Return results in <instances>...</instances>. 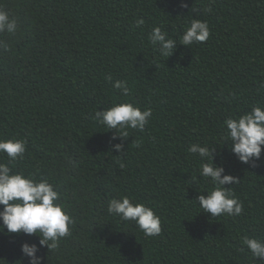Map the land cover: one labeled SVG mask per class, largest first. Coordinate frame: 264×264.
Instances as JSON below:
<instances>
[{
    "label": "trees",
    "instance_id": "16d2710c",
    "mask_svg": "<svg viewBox=\"0 0 264 264\" xmlns=\"http://www.w3.org/2000/svg\"><path fill=\"white\" fill-rule=\"evenodd\" d=\"M0 8L18 24L0 33L10 45L0 50V139L26 141L10 167L48 179L74 221L52 251L36 235L0 233L3 264H28L24 242L37 244L40 264H264L243 244L264 239V146L251 165L223 144L227 118L264 108V0H0ZM192 19L207 22V41L178 43L169 57L149 42L155 26L179 42ZM121 102L152 109L143 131L121 138L94 119ZM193 143L217 148L214 162L239 180L225 185L243 204L239 216L199 212L194 199L208 185L192 182L201 163ZM121 196L151 207L161 232L145 237L109 214L107 202Z\"/></svg>",
    "mask_w": 264,
    "mask_h": 264
},
{
    "label": "clouds",
    "instance_id": "9594fccd",
    "mask_svg": "<svg viewBox=\"0 0 264 264\" xmlns=\"http://www.w3.org/2000/svg\"><path fill=\"white\" fill-rule=\"evenodd\" d=\"M142 21H137L139 25ZM18 29L16 19L0 8V33L14 34ZM210 29L206 21L192 19L185 27L179 42L170 38L159 26L152 28L149 42L157 47L162 56L173 54L177 44L191 46L208 40ZM9 43L0 39V50L7 51ZM110 79V78H109ZM113 87L123 96H128L130 88L124 80L113 81ZM152 109L141 110L129 102L115 103L107 109L96 110L94 119L108 130H119V137L129 135L128 130L143 131ZM224 143L230 141V151L245 164L254 165L261 156L264 146V108L255 106L237 118H227L224 122ZM115 138V137H114ZM117 152L123 150L120 143L114 144ZM217 149L208 144H190L188 152L199 156L201 163L196 169L192 182L203 179L207 190L197 192L194 199L199 212L209 214L210 218L218 216L237 217L243 210L238 197L225 185H235L239 180L225 173L224 167L214 162L213 151ZM26 141L23 139H0V154H6L7 163L0 162V233H23L36 235L39 246H46L49 251L59 247L62 238L70 235L74 221L60 201V193L54 185L38 171L25 175L13 171L10 165L23 158ZM107 212L121 221L133 222L145 237H153L161 232L160 217L144 203L132 202L129 197L112 198L107 202ZM243 244L251 257L264 261V239L246 236ZM37 244L24 242L21 252L28 257V264H40L36 255ZM5 262L0 258V264Z\"/></svg>",
    "mask_w": 264,
    "mask_h": 264
}]
</instances>
